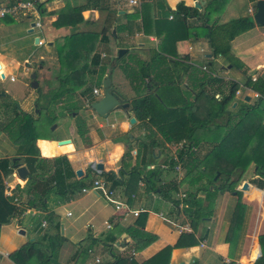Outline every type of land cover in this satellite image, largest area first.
Segmentation results:
<instances>
[{
  "label": "crops",
  "instance_id": "1",
  "mask_svg": "<svg viewBox=\"0 0 264 264\" xmlns=\"http://www.w3.org/2000/svg\"><path fill=\"white\" fill-rule=\"evenodd\" d=\"M18 1L24 0H0V6L11 7ZM66 1L72 6L85 4L87 9L82 10L80 14H86L91 25L98 23L100 25V27H78L80 30L97 32L105 26L107 42L99 43L102 46L106 45L107 48L111 47L108 55L112 52L116 54L118 47L127 50L132 47L147 49L156 47L159 42L154 33L143 34L141 27H128L129 29L118 32L119 40H121L119 45L115 37L110 35L112 29L113 32L115 31V24H127L128 15L138 12L144 2L150 4L149 12L155 17L159 10V0H138V5H129L127 0H38L42 12L31 5L13 14L0 17V20L5 19L4 22H0V73L3 74L0 79L8 75L9 81L13 82L15 81L14 72H17L22 79L21 93L16 96L19 99L16 109L7 104L1 105L0 115L5 114L7 117L9 113L12 117L15 110L18 114L24 112L32 115L36 112V88L29 86L27 89L25 87L30 85V73L33 71L32 65L36 62L35 60L41 63L51 57L45 54L44 50L40 51L39 47L43 44H47L48 48L55 46L56 40H51V37H58L59 34L67 31L61 27H50L56 16L55 10L63 7ZM164 1L170 9H174L179 1L190 7L193 6L194 1H198L201 4L197 9H201L209 0ZM217 4L216 11L211 15L212 19H217V23L240 16H251L254 11V0H217ZM17 20L21 24L25 20L30 23L39 21L40 27H33V29H37L41 35H44L43 38L36 36L44 43L37 45L32 37L20 36V29L14 30ZM138 21V18L132 19V22ZM189 22L199 23L194 18L189 19ZM30 23L25 28L28 33H30L28 30ZM257 27L264 26L254 23L251 29L256 30ZM46 30L48 35L44 33ZM261 34L264 35V31ZM126 38L132 41L131 44L124 41ZM208 48L206 41L201 38L179 40L175 43L176 53L179 56L187 55L188 62L191 63H193L190 61L192 50V52H197V50ZM96 49L98 51V47ZM97 51L95 52L101 59L103 52ZM138 54L144 57L142 53ZM207 54L209 51L202 53L203 58L199 61V67L203 64L206 66ZM233 56L236 57L234 54ZM213 62H215L213 67L219 68L218 58H214ZM249 65L245 67H249L250 71L255 70L252 64ZM36 67L39 68V72H42L41 64ZM221 77L237 81L239 83L237 94L242 89V93L245 90L243 98L248 97L250 89L239 82L240 78V80L233 79L224 75ZM222 84L226 85V82L222 81ZM93 87H98L99 94L93 95L91 88L89 90L91 99L88 103L101 94L100 85ZM214 89L217 87L215 86ZM8 93L4 89V94ZM10 95L13 98V94L10 93ZM132 102L130 99L127 111L114 108L100 119L89 108L84 110L87 112L85 113L86 121L79 115L80 112L77 114V111H72L73 113L69 115L72 117L70 131L55 138V140L69 139L68 143L57 145L54 139L47 138L54 135L51 132L46 136L38 135L34 144L38 150L39 161L31 164L36 169L32 177L29 176L28 166L22 160L23 154L19 151L18 146L21 140L10 139L7 132L1 129L6 121L3 122V117L0 118V176L4 186L3 195L11 198L15 206L7 222L0 224V264H14L8 258V254L29 240H38L44 246H53L58 242V236L63 239L57 249L55 264H85L86 260L90 262L89 264H114L115 257L139 264L164 246L173 245L182 233H190L196 239V243L171 248L168 264H253L257 257L264 254V178L254 174L252 164H249L243 172L239 184L247 182L249 188L243 191L238 190L239 185L235 188L240 191L239 196L224 190L213 194L207 200L204 199V192H198L197 198L200 200V207H203V215L196 222L191 221L185 212L190 207H187V202H182L185 195L180 191L184 185L181 182L183 170L179 163L171 165L164 163L165 156L177 159L176 150L180 146L175 145V149L170 150L172 142L163 139L157 131V120L155 119L154 124V119L150 121L146 114L147 108L144 109L139 103L132 104ZM131 116L135 118L133 124L128 123V118ZM142 121L158 132H156L157 139H160L164 146H158V142L151 148H143L139 145L140 142L146 140V131L140 124ZM79 130H83V133L80 134ZM41 141L55 143L53 153L43 155L39 145ZM124 151H128V154L122 158ZM60 156L66 158L71 170V175L64 181L58 174V167H56L58 163L54 161V158ZM13 159L17 161L16 166H12ZM97 163L101 164L100 169L94 168ZM19 165L25 166L27 170V176L24 179L19 178L15 173V168ZM59 167L61 168V165ZM155 168H158V174L154 183L151 184L149 182L151 180H147L145 176L148 175V171ZM179 169L182 171H178ZM76 170H80V175L75 173ZM133 171L135 174L132 176L130 173ZM246 172L249 173L247 176H245ZM87 173H90V178H87ZM95 179L105 181L113 193V199L123 202L124 208L116 210L98 190L92 189L91 183ZM257 183L261 186L258 187ZM175 184L177 185L176 192L172 191ZM151 186L157 187L153 190ZM82 188L85 190L82 191ZM211 189L212 186H209V191ZM166 190H169L170 199L166 197ZM173 193H179L177 206H174L171 201ZM181 194L184 196L181 197ZM102 198L113 208L106 205ZM71 204L76 206L78 215L68 220L66 217L70 216L69 211L64 213L62 211L64 206ZM138 209L140 210L138 215L133 216L131 211ZM80 216H84L85 221L77 226L76 221ZM142 216L144 220L140 229L154 234L156 238L145 247L136 249L126 229L136 228V220H140ZM92 219H101V221L96 225ZM105 223H111V227L106 228ZM82 229L88 232L91 241L76 238L77 233ZM96 240L101 246L106 247L110 258L105 261L92 250ZM94 258H98L100 262L94 263Z\"/></svg>",
  "mask_w": 264,
  "mask_h": 264
},
{
  "label": "trees",
  "instance_id": "2",
  "mask_svg": "<svg viewBox=\"0 0 264 264\" xmlns=\"http://www.w3.org/2000/svg\"><path fill=\"white\" fill-rule=\"evenodd\" d=\"M32 5L42 12L41 4L38 1L32 0ZM158 5V14L154 17L149 12L150 4L142 3L138 12L128 15L127 24H115V31L110 32L119 45L121 40H119L118 32L129 29L132 19L138 18V26L141 27L143 34L154 33L159 39L156 47L147 49L132 47L120 58L117 59L114 56L111 61L115 59L116 64L120 66L124 76L128 79L130 88L134 92V96L131 98L132 104L139 103L142 108H147L146 114L150 121L154 119V124L155 119L157 120L156 129L163 139L173 143L182 142L183 145L180 153L177 154V159L165 156L164 163L180 164L183 170L181 182L186 185V193L182 202H187V207H190L185 211L187 218L196 222L203 215V207H200V200L197 198L198 192H204V199L207 200L213 194L224 190L239 196L240 191L235 188L240 184L241 176L249 164H252L255 175L264 178V77L258 75L252 80V74L243 72L241 64L230 50V42L254 26L250 15L217 23L216 18H211L217 9V0H209L201 9L184 5L182 1L177 2L174 9H170L164 0H159ZM84 9H87L85 4L64 6L57 19L52 22L58 27H68L67 31L61 34V42L55 44L57 59L60 62L59 72L62 71V68L64 72L55 77L58 81L57 89H51L44 95L36 87L37 113L41 108L39 107L40 99L54 100L62 99L64 96L70 97L71 89L85 82L84 74L97 75V80L101 77L103 68L100 65L99 54L95 52V47L98 42H107V29L102 26L104 28L97 32L80 30L77 27L79 23L91 22L88 19H82L80 12ZM168 15H171L170 19H168ZM193 18L199 23L189 22V19ZM199 38L206 41L210 54L205 58L207 64L203 68L198 64L188 62L187 55L180 57L175 49V43L179 40ZM138 53H142L144 57H140ZM217 56L224 58L245 74L242 85L257 93L251 105L243 103L233 111L226 110V106L233 102L239 83L230 80L225 85L222 84L223 80L220 77L214 75L216 69L213 67V59ZM184 79L188 83L179 87ZM206 84L211 85L217 94L216 98H213L215 94L213 92L210 94L211 97L207 96L204 89ZM69 85L71 89L65 88ZM215 86L217 89L213 88ZM210 99L213 103L206 105L205 102H209ZM211 106H215L214 110L210 108ZM14 108L16 109V107ZM74 108L73 111L76 109ZM210 115H216L220 121H224L226 118V125L219 131L214 125L213 131L210 133L211 130H209L208 134L202 137L200 135L204 129L206 131V123ZM140 124L146 131V140L139 144L141 147L151 148L156 146L157 142L158 146H164L161 140L157 139V131L143 121ZM36 126V117L24 112L18 114L15 110V114L1 127L3 131L7 132L10 139L22 141H19L18 147L20 153L23 154L22 160L28 166L31 177L36 172L35 167L31 164L39 161L38 150L34 144L35 139L38 138ZM216 131L218 132L216 133ZM79 133L82 134L83 130ZM209 136L212 138L209 139ZM47 138L55 139L52 136ZM39 145L43 155L53 153L55 143L41 141ZM192 147L194 150L191 149ZM201 149L205 151L202 153ZM127 154L128 151H124L122 158ZM54 161H57L58 174L64 181L71 175L68 162L64 156L56 157ZM16 163L17 161L13 159L12 166H16ZM199 165L201 168H198ZM147 173L145 178L150 179L149 182L153 184L158 174V168ZM106 174L109 175V173ZM134 174L135 171L130 173L132 176ZM216 174L218 177L214 179ZM215 181H218L216 185ZM257 185L261 186L260 183ZM209 186H212L210 191ZM156 187L151 186L153 190ZM3 189L0 176V224L7 222L15 208L11 198L3 195ZM172 191H177L176 184L173 185ZM165 194L170 199L169 190H166ZM171 201L174 206L179 203L177 199H171ZM143 220L144 216L140 220H136V228L126 229V233L129 234L136 249L145 247L156 238L154 234L140 229L143 226ZM62 239L63 237L58 236V242L53 246H44L38 240H29L10 252L8 258L14 264H55L57 249ZM195 243L196 239L190 233H182L173 245L164 246L139 264H168L171 248L194 245ZM263 260L264 254L262 253L253 264H262ZM114 264L136 263L115 257Z\"/></svg>",
  "mask_w": 264,
  "mask_h": 264
},
{
  "label": "rangeland",
  "instance_id": "3",
  "mask_svg": "<svg viewBox=\"0 0 264 264\" xmlns=\"http://www.w3.org/2000/svg\"><path fill=\"white\" fill-rule=\"evenodd\" d=\"M252 5H253V3H252ZM64 6H72V5H70L69 2L66 1ZM63 7L55 10L56 16H55L54 20L57 19V16ZM80 15H81L82 19H89V18H87L88 16L86 14H80ZM251 19H252V17H251ZM4 21H5V19L0 20V22H4ZM29 23H30V21L25 20L24 23L21 24L20 21L17 20V24H16L14 30L17 31V28H19L20 33H21L20 36H26L27 38L32 37V39H33L37 35L39 37L43 38L44 35H41L40 32H38L37 29H35V28L33 29V32H30V33L26 32L25 28L28 27ZM91 24L88 23V25H87L85 23H79L77 27H100L99 23L96 25H91ZM130 24H129L130 27H139L138 22H132L131 21ZM50 27L58 28V26H55L53 24H51ZM60 27L63 30L68 29L67 26H60ZM43 28L46 29V27H43ZM83 31H86V30H83ZM262 31H264V27H257L256 30L251 29L250 31H246V32L236 36L230 43L231 44V52L236 57H238V58H236V57L235 58L241 64V69L244 70L243 72L251 73L252 74V76H251L252 80H254L255 77H257L259 74H261V76L264 77V70H262L264 68V35L261 34ZM44 33L46 35H48L47 30L44 31ZM59 38H60V40H57ZM51 40H53V41L56 40V45H57V43L61 42V34H59L58 37L57 36L53 37V38L51 37ZM124 41H127L128 43L132 42L128 38H126V40H124ZM99 44H100L99 42L96 44L95 51H97L96 48L98 47V51L103 52L101 59H100V65L103 68L102 72H101L100 79L99 80L96 79L97 75H91V74L87 73V74L83 75L84 80H85V82L83 84L81 83L79 85V83H80L79 82L78 83L79 86H77L76 88H73V89H71L70 85L68 87H65L67 89H71L72 92L70 94V97L64 96V97H62V99L59 98V99H54V100L53 99H50V100L49 99L48 100L40 99V101H39V107H41L39 110L40 112L37 113V108L35 107L36 112L34 114H32L34 117L37 118V126L35 129L37 135H40V136L45 135L46 136V134H50V132H51L54 134L52 136L54 138H56L58 136L65 135L67 132H69L70 128L72 127V117H70L69 115H71L73 113L72 112L73 107L76 108V109L75 108L74 109H75V111H77V114H78V112H80L81 114H79V115L82 116L83 119H85V121L87 120V118L85 116V113H87V112H84V110H88V108H89L88 107V104H89L88 101L91 99L89 97V90L93 86H99L100 85V81H101L103 74L107 73V70L110 67V65H109L110 61L116 55L115 52L114 53L112 52L111 54L108 55V51L111 50V47L107 48L106 45L102 46V44H100V45ZM124 44H126V43H124ZM133 46H135V45L133 44ZM39 50L40 51L44 50L46 52L45 54H48L49 56H51L48 59L46 58L41 63H39L36 59L35 60L36 62L32 65L33 71L36 74L35 79L38 83L37 87L39 88L40 93L45 95L51 89H57L58 88V81L56 80L57 78H55V77L59 73L62 74L64 71L62 68V71L59 72L60 62L57 59L55 46L48 48L47 44H43L39 47ZM192 51H191L192 54L190 56V61H192L193 63L199 64L200 59L203 58L202 53L204 51L208 52L209 48L207 50H197V52H192ZM216 58H218L219 68L216 67V71H215L214 75L219 76V77H221V75H224L225 77H231L233 79H235V78L239 79L240 78L241 80L239 79L240 80L239 82H241V84L243 83L245 74L242 72L241 69H236L235 67H233V64L228 63V61H226L224 58H222L220 56H217ZM130 62L133 63L131 60H130ZM214 63L215 62H213V65H214ZM39 64L42 65V67H41L42 72H39L38 71L39 68L36 67ZM249 64H252L251 66H253L255 68V70L250 71L249 67H247V68L245 67V66H250ZM89 67L92 68V66H89ZM203 67H204V64L201 65V68H203ZM20 70H18V73H20ZM227 70H230V71L227 73H224ZM198 74H200V72H198ZM13 75L15 78V81H13V82L9 81L8 75H5L4 79H0V106L7 104V105H10L11 107H13V109H14V107H16V105H17V101L19 100L16 96H18L22 90V85L20 84L22 79L20 78L19 75H17V72H14ZM110 79H111V86H112V89L114 90V92L119 94V96L121 98H123L125 101L129 102V100L134 96V92L130 88V84L128 82V79L124 76L122 69L120 68V66H118L116 64V62L112 65V68L110 69ZM230 80L228 78L223 79V81H225V82H228ZM27 81H29V79H27ZM187 83H188V81L186 79H184L182 81V83L179 84V87H183V84H187ZM29 86L30 85L26 86L25 88L28 89ZM241 88H243V87H241ZM4 89L9 93L4 94ZM204 89H205V93L207 94L208 97H211L210 94H213V93H215L213 98L217 97V94L212 89L211 85L206 84V86H204ZM247 89H249V88H247ZM244 91H243V93H244ZM82 92H83V94H81ZM10 93L13 94V98L11 97ZM33 93L36 95L35 91ZM243 93H242V89L240 90L239 94H237V92L235 91V94L233 97V102L235 103V105H234V107H231V104L233 102L230 105H227L226 106L227 111H233L234 109H236L239 106V104L244 103V105H251L253 103V101L255 99V96H253L254 92L251 90H250V92H248V94H247L248 99L247 100H244ZM2 94H4V95H2ZM14 97H16L17 99ZM205 103H206V105H209V103H213V101H211V99H210L209 102H205ZM70 108H72V109H70ZM210 108L212 110H214L215 106L214 107L211 106ZM7 114H8L7 117H5V114L0 115V118L3 117V119H2L3 122L4 121L7 122V120L11 118V115L9 113H7ZM96 117L98 119L101 118V116L97 115V114H96ZM128 120H129V118H128ZM263 121H264V119H263ZM3 122H1V123H3ZM53 125H54V127H53ZM206 125H207L206 131L204 129L202 134L200 135L202 137L204 135L208 134L209 130H211L210 131V133H211L213 131L214 125H216V128L219 131L220 128H222L226 125V118L224 121H220L219 118L217 119L216 115H210L208 120H207ZM218 131H216V133ZM215 137H213V139H215ZM208 138L211 139L212 136H209ZM58 140H60V139H58ZM56 141L57 140H55V143H56ZM175 145L182 147L183 144H182V142H179V143H173L172 142L170 150H174L176 147ZM191 149L194 150L193 147ZM204 151L205 150H202V149L200 150V152H202V153ZM198 168H201V165H199ZM178 171H182V170L179 169ZM248 174L249 173L246 172L245 176H247ZM87 176H88L87 178H90L91 177L90 173H87ZM217 177H218V175H217ZM218 181H215L214 183H218ZM180 189H181L180 190L181 192H183L184 194L186 193V185H183ZM178 196H179V193L178 194H175V193L172 194L173 199H178ZM103 200L105 201L106 205H109V207L111 209L113 208V206L110 203H108L105 199H103ZM65 211H69V213H70V216L66 217V219H68V220L74 219L78 215L76 206H73L72 204L64 206L62 212L64 213ZM77 219H78L76 221L77 226L81 225L85 221L84 216H80ZM92 220L96 225L101 221V219H97V220L92 219ZM74 226H75V223H74ZM76 238H84V241H86V240L91 241L90 235L84 229H82L81 231H79V233H77ZM97 246H100V247H97ZM92 248H93L92 250L94 251V254L98 255L99 258H101L103 261L110 258L107 250L105 249L106 248L105 245L101 246L99 241L96 240L94 243V246H92ZM89 263L90 262H88L86 260L85 264H89Z\"/></svg>",
  "mask_w": 264,
  "mask_h": 264
},
{
  "label": "water",
  "instance_id": "4",
  "mask_svg": "<svg viewBox=\"0 0 264 264\" xmlns=\"http://www.w3.org/2000/svg\"><path fill=\"white\" fill-rule=\"evenodd\" d=\"M200 4L201 2L194 1L193 6L198 8ZM251 17H252L253 22L256 25L264 26V0H254V11ZM33 26H34V22H31L29 29H28L29 32L33 30ZM112 32H113V29H112ZM37 40H38V37L33 38V42L35 44L37 43ZM126 51H127L126 48L118 47L116 50L115 58L117 59L120 58ZM206 56L209 57L210 54H207ZM114 63H115V59H113L110 62L109 64L110 67L108 68L107 73L104 74L101 78V81H100L101 94L97 98L93 99L88 105L92 111H94L97 115H100V116H106L107 113L114 108H119L124 111H127L129 108V103L125 101L123 98H121L119 95H117L112 89L111 79H110V69ZM2 76L3 74L0 73V77ZM30 79H31L30 87L33 89L36 88L37 82L35 80V73L33 71L30 73ZM247 99L248 97L246 96L244 100H247ZM234 105L235 103L233 102L231 104V107H234ZM134 121H135L134 117L132 116L129 117V120H128L129 124H133ZM68 142H69V139H60L56 141L57 145H61V144L68 143ZM180 151H181V147H179L176 150V153L178 154L180 153ZM94 168L100 169L101 164L100 163L95 164ZM15 173L21 179H24L27 176V170L25 166L23 165L17 166L15 168ZM75 173L77 175H80V170H76ZM217 175L218 174L214 176V179H216ZM237 188L238 190L243 191V190H247L249 188V185L247 182H243ZM173 264H182V263H173Z\"/></svg>",
  "mask_w": 264,
  "mask_h": 264
},
{
  "label": "built area",
  "instance_id": "5",
  "mask_svg": "<svg viewBox=\"0 0 264 264\" xmlns=\"http://www.w3.org/2000/svg\"><path fill=\"white\" fill-rule=\"evenodd\" d=\"M34 1H38V0H34ZM138 0H127V3L129 5H138ZM30 5H32V0H24V1H18L16 2L13 6L11 7H7V6H0V17H4L5 15L7 14H13L15 12H18L24 8H27L29 7ZM171 18V15H168V19ZM33 27H40V22L39 21H35L34 22V26ZM43 40H37V45H41L43 44ZM91 92L93 95H98L99 94V89L98 87H92L91 89ZM253 96H257V93H253ZM165 167V166H163ZM91 188L94 189V190H98L107 200H109L114 208L116 210H119V209H122L124 208V203L123 202H120L116 199H113L112 197V191L111 189H109L107 187V184L105 183V181L103 180H99V179H95L92 181L91 183ZM82 191H84L85 189L82 188L81 189ZM181 197L184 196L183 194L180 195ZM140 212V210H133L131 211L132 215L133 216H137L138 213ZM105 227L106 228H110L111 227V223H105ZM99 259L98 258H94V263H99Z\"/></svg>",
  "mask_w": 264,
  "mask_h": 264
},
{
  "label": "flooded vegetation",
  "instance_id": "6",
  "mask_svg": "<svg viewBox=\"0 0 264 264\" xmlns=\"http://www.w3.org/2000/svg\"><path fill=\"white\" fill-rule=\"evenodd\" d=\"M117 94V93H116ZM117 95H119V94H117Z\"/></svg>",
  "mask_w": 264,
  "mask_h": 264
}]
</instances>
